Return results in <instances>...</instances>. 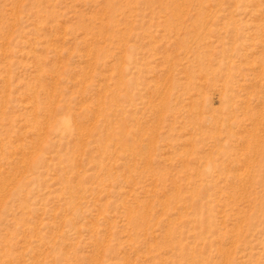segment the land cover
<instances>
[{
  "label": "rangeland",
  "instance_id": "374dc122",
  "mask_svg": "<svg viewBox=\"0 0 264 264\" xmlns=\"http://www.w3.org/2000/svg\"><path fill=\"white\" fill-rule=\"evenodd\" d=\"M0 264H264V0H0Z\"/></svg>",
  "mask_w": 264,
  "mask_h": 264
},
{
  "label": "bare ground",
  "instance_id": "6f19581e",
  "mask_svg": "<svg viewBox=\"0 0 264 264\" xmlns=\"http://www.w3.org/2000/svg\"><path fill=\"white\" fill-rule=\"evenodd\" d=\"M63 124H66V121L65 120H61ZM66 126V125H65Z\"/></svg>",
  "mask_w": 264,
  "mask_h": 264
}]
</instances>
